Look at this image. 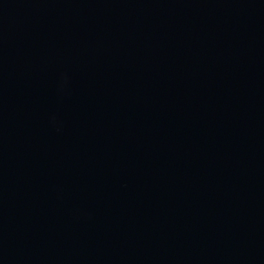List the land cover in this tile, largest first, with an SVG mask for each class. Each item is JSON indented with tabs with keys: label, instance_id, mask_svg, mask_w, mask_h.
Wrapping results in <instances>:
<instances>
[{
	"label": "water",
	"instance_id": "water-1",
	"mask_svg": "<svg viewBox=\"0 0 264 264\" xmlns=\"http://www.w3.org/2000/svg\"><path fill=\"white\" fill-rule=\"evenodd\" d=\"M0 264H264V0H0Z\"/></svg>",
	"mask_w": 264,
	"mask_h": 264
}]
</instances>
